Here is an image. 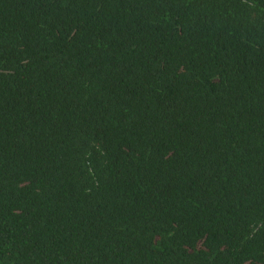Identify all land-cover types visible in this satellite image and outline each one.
<instances>
[{
  "label": "trees",
  "instance_id": "trees-1",
  "mask_svg": "<svg viewBox=\"0 0 264 264\" xmlns=\"http://www.w3.org/2000/svg\"><path fill=\"white\" fill-rule=\"evenodd\" d=\"M0 264H264V0H0Z\"/></svg>",
  "mask_w": 264,
  "mask_h": 264
}]
</instances>
